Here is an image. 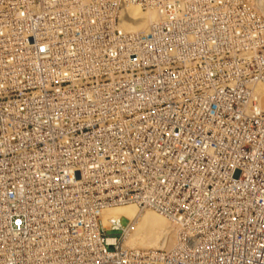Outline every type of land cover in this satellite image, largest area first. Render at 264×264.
<instances>
[{"label":"built area","instance_id":"2783aa9c","mask_svg":"<svg viewBox=\"0 0 264 264\" xmlns=\"http://www.w3.org/2000/svg\"><path fill=\"white\" fill-rule=\"evenodd\" d=\"M125 205L173 244L125 246ZM0 264H264V0H0Z\"/></svg>","mask_w":264,"mask_h":264},{"label":"bare ground","instance_id":"6f19581e","mask_svg":"<svg viewBox=\"0 0 264 264\" xmlns=\"http://www.w3.org/2000/svg\"><path fill=\"white\" fill-rule=\"evenodd\" d=\"M113 3H122V0H113ZM14 1H5L4 9H13ZM24 12H32V4H24ZM218 13V5H210L201 11L203 25H210L215 30H223V23L214 16ZM153 17L154 14L150 13ZM144 9L136 4H129L119 13V20L125 25L127 31H139L143 25ZM136 21V22H132ZM186 38L195 39V30L186 31ZM193 95L203 94V85H193ZM124 216L128 219L122 243L134 248H152L170 246L173 244V233L167 220L154 210H141L133 205L112 207L101 213L104 223L117 220ZM233 216V224H240V214H234L233 207L220 208L212 219V223H204L198 228L185 229V237L181 238L184 251L200 253V244L190 240H200L211 233L212 228H220ZM122 219V218H121ZM139 238V240H135Z\"/></svg>","mask_w":264,"mask_h":264},{"label":"rangeland","instance_id":"374dc122","mask_svg":"<svg viewBox=\"0 0 264 264\" xmlns=\"http://www.w3.org/2000/svg\"><path fill=\"white\" fill-rule=\"evenodd\" d=\"M126 223H127V220L124 217H122V219H121V225L122 226H125ZM119 233H120V230L106 231V234L107 235H110V236H118ZM135 240H139V238H135Z\"/></svg>","mask_w":264,"mask_h":264}]
</instances>
